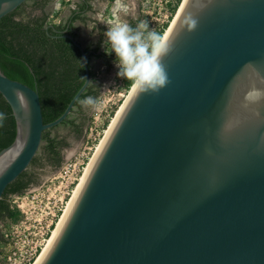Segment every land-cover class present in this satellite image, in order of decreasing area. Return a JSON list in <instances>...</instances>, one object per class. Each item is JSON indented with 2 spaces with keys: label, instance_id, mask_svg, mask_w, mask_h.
Listing matches in <instances>:
<instances>
[{
  "label": "water",
  "instance_id": "1",
  "mask_svg": "<svg viewBox=\"0 0 264 264\" xmlns=\"http://www.w3.org/2000/svg\"><path fill=\"white\" fill-rule=\"evenodd\" d=\"M27 1L0 0V19ZM66 36L86 80L54 121L0 67L17 122L0 151V199L92 81L84 45ZM166 39L170 83L133 92L38 264H264V0H186Z\"/></svg>",
  "mask_w": 264,
  "mask_h": 264
},
{
  "label": "trees",
  "instance_id": "2",
  "mask_svg": "<svg viewBox=\"0 0 264 264\" xmlns=\"http://www.w3.org/2000/svg\"><path fill=\"white\" fill-rule=\"evenodd\" d=\"M54 1L29 0L0 19V67L8 77L22 81L39 92L45 123L54 121L62 115L86 80L83 53L66 34L77 38L79 27L76 22L86 24L90 20L87 13L93 11L91 0H79L66 22L55 23L47 10L49 4ZM181 2L182 0H175L171 4L169 20L157 31L158 33L165 34L170 19L176 14ZM130 22L135 26L140 19ZM96 23H99V40L84 45L92 81L75 103L71 114L60 124L71 127L78 136L83 133L84 124L78 123V118L72 115L78 108L79 118L85 117L83 106L78 101L87 96L99 97L102 91V84L95 78L92 60L101 59L108 69L113 67L116 60L114 52L109 54L102 49L107 27L100 22ZM124 81L127 87L131 86L129 81L125 79ZM0 112L6 116L0 124L1 151L11 145L17 136V122L13 109L1 92ZM56 127L43 133L42 157L47 164L60 167L63 164L62 149L69 144L65 139L52 134ZM44 164L38 155L31 163L36 167H43ZM35 180V171L26 170L6 188L0 199V222L19 219L20 211L11 203L10 197L24 194L36 182ZM4 240L0 229V243Z\"/></svg>",
  "mask_w": 264,
  "mask_h": 264
},
{
  "label": "rangeland",
  "instance_id": "3",
  "mask_svg": "<svg viewBox=\"0 0 264 264\" xmlns=\"http://www.w3.org/2000/svg\"><path fill=\"white\" fill-rule=\"evenodd\" d=\"M77 1L79 0H59V8L56 7V0L50 3L47 10L51 13L52 21L61 18L60 22H65L64 19L70 15L71 7L75 6ZM174 2L175 0H129L132 15L128 19L147 21L150 28L158 31L169 20L170 6ZM93 4L95 11L88 13L90 20L86 24L76 22L79 27L77 39L83 45L96 43L99 40V23L96 21L102 23L108 18L113 2L99 0L94 1ZM173 18L170 19V23ZM102 49L107 51L105 40ZM92 66L95 78L102 84L101 95L98 97L101 102L100 107L97 110L83 107L85 117L80 118L78 108L75 109L72 117H77V122L84 124L80 136L66 125H59L53 129V135L69 143L64 149V161L59 168H52L43 159L44 142H42L37 155L41 156L44 166L30 165L27 169L35 171L36 185L24 194L10 197L11 203L20 211L19 219L0 222V229L5 239L0 243V264H18L20 261L25 263L24 256L31 246L37 242L41 243L42 248L45 246L64 214L97 146L131 91L132 87H127L124 79L117 75L119 69L115 63L108 69L101 59L94 58ZM39 250L38 255L42 249ZM35 258L32 259V263Z\"/></svg>",
  "mask_w": 264,
  "mask_h": 264
},
{
  "label": "clouds",
  "instance_id": "4",
  "mask_svg": "<svg viewBox=\"0 0 264 264\" xmlns=\"http://www.w3.org/2000/svg\"><path fill=\"white\" fill-rule=\"evenodd\" d=\"M56 7H60L56 0ZM132 15L129 0H113L108 18L102 21L107 26L105 44L109 54L115 53L117 75L130 82L139 93H158L169 83V76L163 59L172 50V42L147 21H140L133 26L128 17ZM181 26L188 32L196 30L198 21L191 13L186 14ZM16 96L23 103L24 93L16 90ZM83 107L97 110L100 107L98 97L87 96L78 101ZM6 119L0 112V124Z\"/></svg>",
  "mask_w": 264,
  "mask_h": 264
},
{
  "label": "bare ground",
  "instance_id": "5",
  "mask_svg": "<svg viewBox=\"0 0 264 264\" xmlns=\"http://www.w3.org/2000/svg\"><path fill=\"white\" fill-rule=\"evenodd\" d=\"M185 2H186V0H184L183 4L181 5L180 10L178 11L179 13L181 12V10H182V8H183ZM179 13H177V15H176L174 21L171 23V26L169 25L170 27L167 28V30H166V32H165V34H164V36H165L166 38H167L169 32L171 31V29H172V27H173V25H174V23H175V21H176L178 15H179ZM134 91H135V90H134L133 88H131V91H130V93L127 95L125 101H124L123 104L119 107V110L117 111L115 117H114L113 120L111 121V124L109 125V127H108V129H107V131H106V133H105V136L102 138L101 142H100L99 145L97 146V149L95 150L96 152H95L94 156L91 158L90 162L88 163L87 167L85 168V171H84L82 177L80 178L79 183H78L76 189L74 190V194H73L71 200L69 201V203H68V205H67V207H66V209H65V211H64V214L61 216V219H60V221L58 222V225L56 226V228H55V230L53 231L51 237L49 238V240L47 241V243H46L45 246L43 247L41 253L37 256L36 260H35L32 264H38V263L40 262V260L42 259V257L44 256V254L46 253V251L48 250V248L50 247V245H51L52 242L54 241V239H55V237H56V235H57L59 229L61 228V226H62V224H63V222H64V220H65V218H66V216H67V214H68V212H69V210H70V208H71V206H72V204H73V202H74V200H75V198H76V196H77V194H78V192H79V190L81 189V187H82V185H83V183H84V181H85V179H86L88 173L90 172V170H91V168H92V166H93V164H94V162H95V160H96L98 154L100 153V151H101V149H102V147H103V145H104L106 139L108 138V136H109L111 130L113 129L115 123L117 122L118 118L120 117L122 111L124 110L126 104L128 103V101H129V99L131 98V96H132V94H133ZM17 149H18V146H17L16 148H14V151H12L11 154H12V153L14 154V152H15ZM0 163H1V162H0Z\"/></svg>",
  "mask_w": 264,
  "mask_h": 264
},
{
  "label": "built area",
  "instance_id": "6",
  "mask_svg": "<svg viewBox=\"0 0 264 264\" xmlns=\"http://www.w3.org/2000/svg\"><path fill=\"white\" fill-rule=\"evenodd\" d=\"M53 223V222H52ZM51 223V224H52ZM50 226V225H48ZM39 249H43L41 246V243H36L34 246H31L30 249H28L26 251V256H24V260L26 261L25 263L22 261H20L18 264H32V259H34L35 257L37 258L38 256V251L40 252ZM35 258V259H36ZM11 259V258H10Z\"/></svg>",
  "mask_w": 264,
  "mask_h": 264
},
{
  "label": "flooded vegetation",
  "instance_id": "7",
  "mask_svg": "<svg viewBox=\"0 0 264 264\" xmlns=\"http://www.w3.org/2000/svg\"><path fill=\"white\" fill-rule=\"evenodd\" d=\"M94 1H99V0H91L90 1V3H91V5L93 6V11H89V12H94L95 10V8H94V4H93V2ZM111 2H113V0H110ZM88 12V13H89ZM88 13H87V15H88ZM89 16V15H88ZM130 20H133V19H130ZM129 20V21H130ZM101 23V22H100ZM102 24H104V23H102ZM77 134V133H76ZM78 135V134H77ZM69 144V143H68ZM67 146H65L63 149H62V157H63V161H64V149L66 148ZM49 166H51L52 168H55V169H57V168H59V167H56V166H54V165H52V164H49ZM37 177V176H36ZM36 181V180H35ZM36 183H37V181L36 182H34L30 187H29V189L31 188V187H33L34 185H36Z\"/></svg>",
  "mask_w": 264,
  "mask_h": 264
},
{
  "label": "crops",
  "instance_id": "8",
  "mask_svg": "<svg viewBox=\"0 0 264 264\" xmlns=\"http://www.w3.org/2000/svg\"><path fill=\"white\" fill-rule=\"evenodd\" d=\"M75 8V6H72L71 7V10H70V14H71V11ZM54 16V14H53ZM69 17V16H68ZM68 17L66 19H64V21L66 22V20L68 19ZM61 21V18L58 20V21H55V23H59Z\"/></svg>",
  "mask_w": 264,
  "mask_h": 264
}]
</instances>
